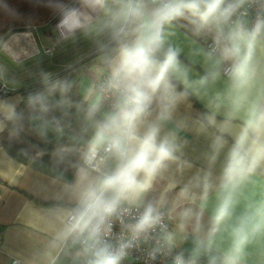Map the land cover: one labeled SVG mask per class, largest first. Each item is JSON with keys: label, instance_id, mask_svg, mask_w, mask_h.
Masks as SVG:
<instances>
[{"label": "clouds", "instance_id": "9594fccd", "mask_svg": "<svg viewBox=\"0 0 264 264\" xmlns=\"http://www.w3.org/2000/svg\"><path fill=\"white\" fill-rule=\"evenodd\" d=\"M26 2L57 43H87L65 70L91 63L78 79L37 64L40 90L0 97V137L44 145L0 150L3 193L50 159L51 203L26 202L33 242L10 264H264V0ZM0 86H21L4 63Z\"/></svg>", "mask_w": 264, "mask_h": 264}, {"label": "crops", "instance_id": "0c3cea01", "mask_svg": "<svg viewBox=\"0 0 264 264\" xmlns=\"http://www.w3.org/2000/svg\"><path fill=\"white\" fill-rule=\"evenodd\" d=\"M42 38L43 40H40L47 44L53 41L52 36H42ZM2 40L5 44L0 48V63L6 64L8 68H11L13 64H21L40 57L35 56L39 54V48L38 42L36 43L34 36H7ZM42 57L43 60H41V58L36 60L34 66L40 64L45 69L59 74L65 71L63 62L58 63V60L55 62L52 61L49 65L47 58L45 56ZM42 63L44 64L42 65ZM90 63L91 61H88L80 68L72 71L73 77L70 79H78L86 74ZM9 71L11 75L16 76L15 73H17V70L15 66ZM16 77L20 81L21 86L15 92H11L5 96H25V93L19 92V90L35 84L29 75L25 77ZM20 107L23 108L24 105L21 104ZM199 108L200 105L194 104L193 112L197 111ZM32 145L44 147L34 135L30 134H25L20 140L14 141H10L6 134L0 137V150L7 152V154L15 160H24L22 152H32ZM48 147L50 148L51 145ZM205 148L206 142L202 138L190 137V144L186 151L189 157L195 159ZM49 168L50 159L46 155L43 158L42 166L37 165L34 172L25 177L19 185L11 186L7 193H3L2 188L8 187V185L0 181V186H2L0 187V196L3 197L0 199V230L2 231L0 264H10L9 256L7 255L8 250H20L33 242L29 239L30 230L25 226L24 219L26 214L22 212V209H24L26 202L34 203L36 207L47 206L51 203L50 200L46 199L48 190L45 187L47 185Z\"/></svg>", "mask_w": 264, "mask_h": 264}, {"label": "rangeland", "instance_id": "374dc122", "mask_svg": "<svg viewBox=\"0 0 264 264\" xmlns=\"http://www.w3.org/2000/svg\"><path fill=\"white\" fill-rule=\"evenodd\" d=\"M56 20H49L47 24L36 26L33 28H28L24 30H19L14 33H11L8 36H34L36 39V43L38 42L39 54L35 55L38 57L37 59L29 60L27 62L12 65L9 70H12L15 66L17 70L16 76L25 77L29 75V71L36 68L34 63L36 60H43L42 56H45L48 60L49 65L51 62H55L58 60L59 62H63V65L71 64L76 62L79 58L85 57L88 51V45L84 41H80L77 44L71 43H57L58 33L55 30ZM42 36H52L53 41L51 43H44L42 40ZM42 39V40H40ZM42 62V61H41ZM44 63H42L43 65ZM21 79V78H20Z\"/></svg>", "mask_w": 264, "mask_h": 264}, {"label": "trees", "instance_id": "16d2710c", "mask_svg": "<svg viewBox=\"0 0 264 264\" xmlns=\"http://www.w3.org/2000/svg\"><path fill=\"white\" fill-rule=\"evenodd\" d=\"M13 3L18 8L19 12L22 13L23 15L22 17L19 18H11L9 16H5L2 13H0V40L4 39L11 33L30 28L29 25L31 24H35L36 26L45 25L50 20V17L46 13H40V14L35 13L34 12L35 10L26 2V0H13ZM35 15H39L38 20L32 19V17ZM88 61L90 60L84 59L82 63L76 65L74 70L80 68ZM74 70H65L63 73L59 75L61 77H67L70 79L73 77V74L71 72ZM37 90H40V85L35 83L28 87L20 89L19 92L25 93L26 96L29 92H34ZM0 97H4V96H0Z\"/></svg>", "mask_w": 264, "mask_h": 264}, {"label": "built area", "instance_id": "2783aa9c", "mask_svg": "<svg viewBox=\"0 0 264 264\" xmlns=\"http://www.w3.org/2000/svg\"><path fill=\"white\" fill-rule=\"evenodd\" d=\"M12 91H7L6 89L3 88V86H0V96H5L11 93ZM2 240V231L0 230V243ZM131 264H143V260L139 258L138 256H134L132 260L129 262Z\"/></svg>", "mask_w": 264, "mask_h": 264}]
</instances>
